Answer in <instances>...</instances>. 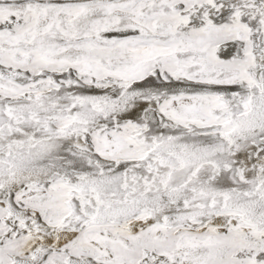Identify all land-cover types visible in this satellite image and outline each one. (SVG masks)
<instances>
[{
  "label": "snow or ice",
  "instance_id": "1",
  "mask_svg": "<svg viewBox=\"0 0 264 264\" xmlns=\"http://www.w3.org/2000/svg\"><path fill=\"white\" fill-rule=\"evenodd\" d=\"M0 264H264V0H0Z\"/></svg>",
  "mask_w": 264,
  "mask_h": 264
}]
</instances>
